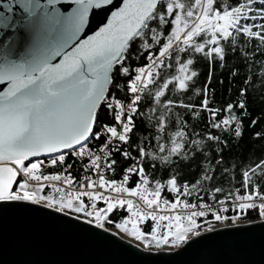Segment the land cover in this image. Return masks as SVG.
I'll use <instances>...</instances> for the list:
<instances>
[{
    "label": "snow or ice",
    "instance_id": "obj_1",
    "mask_svg": "<svg viewBox=\"0 0 264 264\" xmlns=\"http://www.w3.org/2000/svg\"><path fill=\"white\" fill-rule=\"evenodd\" d=\"M258 99L264 0H0V214L156 255L264 228V154L229 166L246 130L264 142Z\"/></svg>",
    "mask_w": 264,
    "mask_h": 264
},
{
    "label": "water",
    "instance_id": "obj_2",
    "mask_svg": "<svg viewBox=\"0 0 264 264\" xmlns=\"http://www.w3.org/2000/svg\"><path fill=\"white\" fill-rule=\"evenodd\" d=\"M93 10L81 36L94 30ZM0 214V264H264V228L232 235L207 233L175 253L149 254L111 237L96 235L49 210Z\"/></svg>",
    "mask_w": 264,
    "mask_h": 264
},
{
    "label": "trees",
    "instance_id": "obj_3",
    "mask_svg": "<svg viewBox=\"0 0 264 264\" xmlns=\"http://www.w3.org/2000/svg\"><path fill=\"white\" fill-rule=\"evenodd\" d=\"M208 66L205 64L203 65V70L201 71L200 77H199V83L202 85L203 81L205 79V76L207 75ZM219 79V76H214L212 87L216 88V95L215 100L217 102H223L224 99L227 97V89H228V80H227V74H224L225 84L223 88L220 87V85L217 83V80ZM237 87H239V82H236ZM250 108H253V105L250 104ZM261 108H264V103H261L258 99L257 103L254 106L255 111H260ZM247 124V121L245 122ZM262 125H264V122H262ZM259 125L257 126V130H259ZM232 152L234 154L235 159L229 161V166H232L233 163L236 165H240L241 168L236 169L237 173L242 170V165L244 163H247L249 159H255L257 156L264 154V142L260 141H252L250 140V133L246 130L244 134V138L240 140L239 145L233 147ZM75 175V173H74ZM159 175V174H157ZM195 176V173H188L187 171L184 174V177L182 178V183L185 180H191ZM225 188L230 186V178L229 182L224 183ZM162 195H167L166 190L165 193H162ZM199 198V197H198Z\"/></svg>",
    "mask_w": 264,
    "mask_h": 264
},
{
    "label": "built area",
    "instance_id": "obj_4",
    "mask_svg": "<svg viewBox=\"0 0 264 264\" xmlns=\"http://www.w3.org/2000/svg\"><path fill=\"white\" fill-rule=\"evenodd\" d=\"M196 202H199V198H197V201H196ZM147 223H149V225H150L151 222L149 221V222H147Z\"/></svg>",
    "mask_w": 264,
    "mask_h": 264
}]
</instances>
